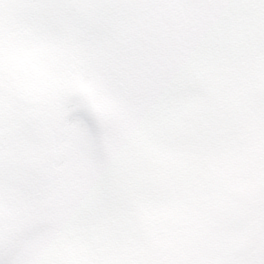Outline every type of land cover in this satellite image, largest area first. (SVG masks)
<instances>
[{
  "label": "snow or ice",
  "instance_id": "snow-or-ice-1",
  "mask_svg": "<svg viewBox=\"0 0 264 264\" xmlns=\"http://www.w3.org/2000/svg\"><path fill=\"white\" fill-rule=\"evenodd\" d=\"M180 6L0 0V264H77L80 209L172 157L196 70L163 66L115 13ZM177 207L196 225L192 264H264V211L225 163Z\"/></svg>",
  "mask_w": 264,
  "mask_h": 264
},
{
  "label": "rangeland",
  "instance_id": "rangeland-1",
  "mask_svg": "<svg viewBox=\"0 0 264 264\" xmlns=\"http://www.w3.org/2000/svg\"><path fill=\"white\" fill-rule=\"evenodd\" d=\"M225 1L227 2L226 8L230 6V8L226 9V11L232 12V14H238L239 21L237 22L239 24L249 25L247 28H245L246 31L243 32V34H240L237 39V44L240 45L238 54L239 58L242 59V61H239L240 65L238 66V63L236 61L233 62L232 60V63L240 69L239 71H241V77H239V80H237V84H239L241 88L236 86L234 89L233 87H231L230 90L228 88L232 80L228 84L230 78L227 74H223L225 73L226 68L224 64L221 63V57H225V62L228 63L226 54L224 52L225 49L222 48L221 51L210 50L214 42L221 41V43L225 45V43L230 39V35L225 36L224 34L229 32L218 27V24H216V18L222 17L224 12V9H219V6L216 4V0L215 2L214 0H177L178 4L181 6L173 9H167L168 17L162 18L160 25L157 27L156 34H159V41L154 40L155 44L153 43V40V44L150 42L155 48L158 49L159 59L163 66L169 67L177 72L195 68L198 81V89L192 97L193 101L181 110V113L177 118L173 136V155L160 168H168L171 165H175L177 167L180 166L181 168L185 166V171L189 169L183 162V158H185L188 154L187 151L184 152L185 147L183 143L186 141H182V139L180 141L174 139L177 136L182 135L183 131L185 130V126L186 128L189 127L188 120L190 111L194 108L197 110L199 109L198 105L202 104V101L204 102L203 97H205V94L207 96L211 93H214L215 96L219 97V99H222L220 103L218 102L212 107V117L215 118L217 116L223 118V120L218 122V125L224 126L217 127L222 131L235 129L233 125L237 124L232 123L234 118L238 119L237 122L241 123V126L246 125L245 122H241L238 117L251 118L258 115L263 107V103L260 98H258L257 101H253L246 99L245 96L248 97L251 94H254L260 88L259 82L264 76V15L258 13L255 10L251 11L250 5L240 6L238 4L240 0H231V5L228 0ZM129 13L131 16H134L136 11L135 9H131ZM123 16V11H119L117 18L121 23L134 24L133 20L124 19ZM158 18L159 14L154 13V15H152V22L156 23ZM221 21L224 22L223 19ZM191 23L193 25L187 26L188 28L202 27L201 31H203L207 24L210 25V27L205 29L204 32H197L199 33V36L192 40L188 38L187 31H184V26ZM140 25H142V31L144 32L146 26H157L158 24L146 23ZM221 25L223 26V24ZM189 31L192 32L191 30ZM140 39H143V35ZM227 48L228 46L226 49ZM216 52L219 54L218 56L214 55ZM210 56V59H206ZM168 58L170 61H168ZM255 79H259L257 84L253 83ZM208 86H211L212 89H208ZM242 93H244V95ZM190 144L191 143H189V145ZM191 152L192 147L189 149V153ZM245 164L248 166L247 168L250 169L247 173L244 172L246 171L245 169L238 168L239 166L244 165L242 162H238L237 168L234 166L232 167L236 170L242 169L240 171H234L231 173L232 181L233 183L243 186L247 189L251 198L252 209L255 211L256 202L259 197L257 194L259 192H263L264 194V163L258 167H252L249 160V162ZM181 168L178 170L179 173L183 171V168ZM206 174L207 171L203 173V176L205 177ZM241 176L242 179L238 181L237 177L240 178ZM126 182H129V180L127 179ZM142 184L143 182L141 180L137 181V185L142 186ZM142 194H139L138 196H142ZM259 195L261 196V194ZM108 204V192L106 190L98 197L95 203L94 214L90 216L89 209L87 207L80 209V215L83 220L82 237L84 239L87 235H89L88 239L90 242L85 240L83 242V246L75 250L74 255L78 264H90V251L97 240L99 232L101 231L99 228L96 235L95 233H91L90 230H95V227L92 228L91 226V228L88 229V226L86 223H84V221L96 215L103 217L102 223H104L105 216L107 215V207L110 206V204ZM176 206V203L168 202L165 205H157L156 202H151L146 194L144 197H141L138 204L139 209L142 213L147 214V220L150 222L155 221L158 216L165 215L160 214L159 210L162 209H171L167 214L173 216L172 211ZM110 209H112V207H110ZM181 223L182 231L180 234L182 236L187 235L188 242L181 239L185 244L180 246V248L173 247L174 252L172 247L167 245L163 246V248L160 249L161 255L163 257L162 264H179L182 260L194 258L196 255V225H192L191 222L185 221ZM121 236L116 234V240L110 247L112 252H109L105 255L103 254L102 257L105 259L103 260V264H129L133 256L136 258L138 257V249L140 251V247L143 248L142 245H140V243L138 244L136 241L134 242L132 237L127 238L123 236L124 240L120 241ZM187 243L190 245L188 248L185 246ZM129 244L131 245L130 248ZM151 254L152 253H150V255ZM157 254L159 257L158 250ZM158 261H161L160 257ZM188 262H192V260ZM93 263L94 262L91 264Z\"/></svg>",
  "mask_w": 264,
  "mask_h": 264
}]
</instances>
